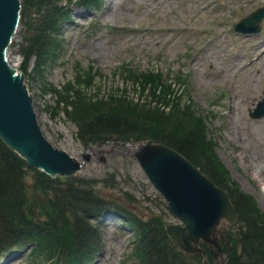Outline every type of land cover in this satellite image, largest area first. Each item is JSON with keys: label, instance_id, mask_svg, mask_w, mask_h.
Here are the masks:
<instances>
[{"label": "rangeland", "instance_id": "rangeland-1", "mask_svg": "<svg viewBox=\"0 0 264 264\" xmlns=\"http://www.w3.org/2000/svg\"><path fill=\"white\" fill-rule=\"evenodd\" d=\"M84 3L60 1L71 21L63 25L62 51L52 63L34 70V55L27 61L21 55L27 39L35 34L39 17L34 8L26 13L28 26L19 23L4 50L8 66L23 77L47 140L64 147L71 158L80 157L88 145L78 139L73 116L84 114L85 109L98 111L126 102L144 109L153 107L141 78L155 72L163 85L170 90L174 86L172 95L179 109L183 108L177 112L179 117L182 113L184 121H202L194 130L204 141V150L218 159L264 211V188L252 175L256 170L264 178V115H249L263 97L264 16L257 33L233 29L239 19L264 7V0H99L98 8L82 7ZM40 69L42 74L37 73ZM65 82L71 83L73 91L82 93L86 87L95 96L79 100L77 105L72 98L65 101V93L53 90H62ZM109 96L115 101H107ZM191 121L188 127H193ZM181 122L178 118L171 126ZM133 150L111 143L93 146L85 166L69 176L88 181L95 192L104 191L106 197L124 205L129 215L179 222L166 210L164 199L147 179ZM27 172L24 187L31 215L44 219L51 192L37 185L32 170ZM125 220L112 209L93 222L99 252L90 264H138L130 252L134 237ZM28 252L25 247L0 255V264H27Z\"/></svg>", "mask_w": 264, "mask_h": 264}, {"label": "trees", "instance_id": "trees-1", "mask_svg": "<svg viewBox=\"0 0 264 264\" xmlns=\"http://www.w3.org/2000/svg\"><path fill=\"white\" fill-rule=\"evenodd\" d=\"M58 1L21 0V25L28 26L26 13L30 8H34L39 17L34 28L35 34L27 39V47L21 49L22 54H25V61L31 54L35 56L36 66L50 62L62 45V26L68 15L57 4ZM161 78L153 72L144 73L141 85L142 88L149 86V102L156 100L167 105L171 90L163 85ZM72 88L71 83L67 82L62 90L55 91L65 93V101L68 98L74 99L73 103L76 105L79 100L93 99L95 96L87 94L84 88L82 93L78 89L73 91ZM105 99L115 101L112 96ZM158 108L159 106L154 105L144 109L139 108L136 103L126 102L121 107L117 104L98 111L85 109L84 114L77 113L73 118L78 127V138L85 144L151 138L166 143L183 154L227 194L238 213L236 225L226 231L231 244L230 252L226 255L227 264H264V211L251 195L242 191L230 178L218 159L204 150V141L197 137L194 130L202 124L199 118L184 121V115L181 113L179 117L177 114L183 108L179 109L175 100L168 112ZM178 118L183 122L171 126ZM190 120L193 127L187 125ZM28 169L33 171L37 185L41 184L51 192L50 205L44 209V219H35L31 215L24 187ZM113 204L117 202L95 192L86 180L66 178L62 181L59 177L51 178L29 167L0 138V252L30 244L33 262L41 258L48 261L61 251L64 256L66 254L70 264H84L93 247L98 244L94 219L99 220L109 209L108 206ZM115 208L119 216L125 217V223L133 227V252L138 264H201L200 255H185L172 245L160 218L155 220L126 216L122 207ZM203 247L209 263L213 264L216 249L209 252L205 245ZM76 248L78 252L75 253ZM79 248L84 251L81 252ZM227 248V244L222 247L223 253Z\"/></svg>", "mask_w": 264, "mask_h": 264}, {"label": "water", "instance_id": "water-1", "mask_svg": "<svg viewBox=\"0 0 264 264\" xmlns=\"http://www.w3.org/2000/svg\"><path fill=\"white\" fill-rule=\"evenodd\" d=\"M17 12L16 0H0V135L13 146L21 145L20 148L24 149L30 145L24 149V154L30 158L31 165L47 172L67 174L82 162L72 161L67 156L70 153L66 155L63 152L64 147L51 144L63 150L60 151L45 141L25 93L27 89L22 75L21 79L12 75L13 67L8 68L3 60L2 51L17 23ZM263 14L264 9L257 10L242 19L236 29L257 30L255 23ZM263 114L264 101L258 103L251 115L259 117ZM44 137L47 139V136ZM24 138L28 139L19 142ZM35 142L36 148L33 147ZM135 148V157L152 184L164 196L166 208L181 220V223L165 225L171 242L186 254H203L200 242L218 245L220 237L224 241V228L237 221V212L226 194L168 145L147 139ZM83 158L87 160L89 157L83 155ZM74 159L80 160L81 156Z\"/></svg>", "mask_w": 264, "mask_h": 264}, {"label": "bare ground", "instance_id": "bare-ground-1", "mask_svg": "<svg viewBox=\"0 0 264 264\" xmlns=\"http://www.w3.org/2000/svg\"><path fill=\"white\" fill-rule=\"evenodd\" d=\"M235 136V135H234ZM23 150L24 149H22V148H20L19 147V149H18V152L20 153V154H22V155H24V152H23ZM243 162V164L245 165V166H247V165H249L247 162H245V161H242ZM253 162V161H252ZM252 174V173H251ZM256 179H257V181L259 182V183H262V186H263V188H264V178L262 177V176H260V174L256 171V170H253V174H252Z\"/></svg>", "mask_w": 264, "mask_h": 264}]
</instances>
